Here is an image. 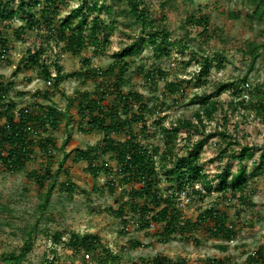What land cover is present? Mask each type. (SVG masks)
Returning <instances> with one entry per match:
<instances>
[{
	"label": "rangeland",
	"instance_id": "obj_1",
	"mask_svg": "<svg viewBox=\"0 0 264 264\" xmlns=\"http://www.w3.org/2000/svg\"><path fill=\"white\" fill-rule=\"evenodd\" d=\"M39 1L41 5L32 11L36 17H40L45 7V1ZM60 1L56 24L67 18L75 26L80 17L73 14V10L84 1L92 0ZM142 1L141 8L160 20L157 27L143 32L141 25L129 14L126 1L109 0L104 3L100 16L106 25L116 26V30L108 32L107 43L98 54L93 52L92 47H86L78 55L64 51V42L56 45L54 38L45 37L44 29L26 28V13L11 22L0 24V36L6 41L5 50L0 48V86L7 89L5 102L16 105L15 119L20 109L33 107L37 110L39 105L66 110L67 114L57 129H50L48 133L40 131L42 137L51 135L54 138L50 157L35 146L34 154L20 172H9L0 166V264H12L6 261L4 254L18 253L24 242L25 230L31 228H36L31 236L32 245L21 264H44L46 258L52 257V250L56 251L57 264L92 263V254H89L90 258L83 251L73 254L62 243L55 244L52 238L56 233L61 234L63 243L67 242L71 234L97 236L104 248L120 257L122 264L139 263L138 259L153 258L157 254L172 259L182 258L189 264H206L208 259H216L223 264H250L248 256L264 246V172L259 169L261 150L264 148V122L254 112L247 113L239 106L237 110H227L230 102L247 99L250 91L247 86L240 87L243 97L234 95V90L230 89L214 98L218 105L214 119H204L205 128L198 131L183 129L176 139L177 153L182 156L187 148L209 135L199 151L198 159L207 179L212 182L213 190L203 197L192 194L190 201L181 207L183 217L196 223L199 216L213 208L226 216V225L233 226L234 234L230 239L212 236L208 232L212 223L206 221L191 231L190 236L194 240L187 241L177 236L164 244L158 239L163 231L162 225L140 230L139 215L129 207L125 208L124 216L115 215L117 209L129 199L128 193L141 187V184H121L116 174L115 159L105 156L99 160L98 164L106 163L113 175L101 174L97 180L89 173L87 161L75 160L76 150L99 145L103 140L101 132H88L87 127H79L80 96L88 93L94 98L98 86L110 90L109 79L102 76L94 80L70 78L55 89L41 79L38 67L28 66L30 51L33 53L39 47H46V41L48 47L43 58L52 70L53 65L58 64L65 74L105 71L113 63V54L130 44L134 38L147 39L148 34L168 32L171 42L168 55L157 58L158 52L153 46H144L140 53L126 59L128 68L122 86L123 92L134 90L149 108H156L152 115L145 113L144 123L148 130L144 135L140 134V141L163 146L165 139L158 124L162 123L165 128L182 121L196 124L195 113L201 108L197 97L213 93L220 83H238L244 78L248 61L242 50L246 48L247 41L255 36L261 35L264 40V20L260 24L247 20L244 11H251L247 9L245 0ZM8 8L16 10L17 0H11ZM93 16H88L89 23ZM192 16L208 19V33L203 32V26L188 21ZM21 28L25 31L17 37L15 32L20 33ZM201 57H209L214 66L208 76L203 78L199 76L198 60ZM149 71L155 73L154 83L146 81L145 74ZM247 77L251 89L259 88L264 92V50H261V56ZM168 84H178L182 89L172 93L166 87ZM38 92L47 93L49 99L45 100L43 94L37 95ZM111 101V98H107L102 104L109 106ZM137 106L138 103L135 104V110ZM2 124L4 119L0 120ZM142 124H135V133L141 130ZM223 133L226 134V142L232 144L228 146L229 154L231 150L238 151L244 146L252 147L254 151V158L243 163L247 173L244 191L247 198L244 202L231 198L229 193L218 191L216 174L227 166L232 173L240 167L238 160L220 153L225 148ZM64 159L60 170L59 164ZM45 166L59 174L58 185L51 194L48 207L41 212L39 204L47 184L40 187L33 176L35 173L41 174ZM110 180L115 184L114 193H110L106 185ZM67 182L74 185L73 192L69 193L61 187L62 183ZM168 186L169 183H163L161 188L166 189ZM131 242H137L139 246L133 248Z\"/></svg>",
	"mask_w": 264,
	"mask_h": 264
},
{
	"label": "trees",
	"instance_id": "obj_2",
	"mask_svg": "<svg viewBox=\"0 0 264 264\" xmlns=\"http://www.w3.org/2000/svg\"><path fill=\"white\" fill-rule=\"evenodd\" d=\"M10 1L0 0V24L5 21L11 22L14 18L22 17V14L26 13L28 15L26 28L28 30L44 29L46 38H54L56 45L61 41L64 42L63 50L73 55H78L86 47H92L95 54L101 53L107 43L108 32L112 33L116 30V26L113 24L106 25L100 16L104 3L109 0L84 1L72 12L80 17L75 26H72L71 21L67 18L60 24H56L55 18L59 12L60 0H44L45 7L42 8L40 17H36L34 12H32L35 7L41 5L39 0H17L16 10H9ZM111 1H126L129 14L134 17L136 23L141 25L143 32L155 29L157 23L160 22L159 19L141 8V5H143L142 0ZM245 3L247 9L251 11H244L247 20L260 24L264 20V0H245ZM107 10L109 11L110 9L108 8ZM92 14L94 16L89 23L87 18ZM188 21L203 26V32L208 33L209 24L207 18L197 19L192 16ZM89 24L90 26L88 27ZM86 30H88L87 33L85 32ZM24 31L25 29L21 28L20 33L17 31L15 33L17 37H20ZM147 36V39L142 37L134 38L130 44L114 53L113 63L105 71L91 70L83 73L65 74L62 71V67L58 64H54L52 70L50 64L43 58L48 47V42L46 41V47H39L33 53L30 51L28 66L38 67L41 79L46 82L52 80V85L55 89L70 78L94 80L98 76H102L104 79H109L107 81H109L110 90L107 89L108 87L100 88L98 86L93 96L94 98L90 97L91 95L88 93L80 96L78 104L79 127H87L88 132H101L103 140L99 145L88 147L85 150H76L75 160L87 161L89 173L97 180L101 174L106 176L113 175L112 170L107 167L106 163L98 164L101 158L110 156L116 160V174L119 176L121 184H141L140 188L132 189L128 193L129 199L117 209L116 216H124L125 208L129 207L139 215L138 225L140 230L150 229L152 224L154 226L162 225L163 231L158 235V239L164 244L176 239L177 236H182L187 241L194 240L190 236L191 231L206 221L212 223L211 228L208 229L210 235L230 239L234 234L233 226L228 227L226 225L227 218L224 214L210 208L198 217L199 219L196 223H191L183 217L182 209L177 201L176 193L186 189H190V196L193 194L198 195V197H203L213 190L212 182L207 179L198 159L199 151L207 142L209 135L197 141L191 148H187L182 156L177 153L176 139L183 129L186 131L204 129V119L207 121L213 120L218 111L217 102L213 99L230 89L234 90V95L239 98L243 97L241 86H247L250 90L248 91L247 99L242 98L237 102H230L227 104V110H237L239 106L247 113L250 111L254 112L264 122V92L259 88L251 89L247 82L248 73L253 70L256 61L261 56V50H264V40H262L261 35L255 36L254 39L247 41L246 48L242 50L248 61L247 74L244 78L238 80V83H220L213 93L196 98L201 103V108L195 113L196 124L191 121H182L172 125L170 128H165L162 123L158 124L165 142L163 146H153L152 144L142 143L140 134L144 135L148 130L144 123L145 113L152 115L156 112V108H149L147 104L143 103L142 96L138 92L130 90L125 93L122 90L128 68L126 59L136 53H140L146 45H151L155 48L156 52H158L156 54L157 58L169 53L168 45L170 46L171 42L168 32H155L153 35L148 34ZM5 47L6 41L0 36V48L4 51ZM198 63L199 76L201 78L208 76L210 70L214 67L209 57H201ZM53 71L55 72V77H52ZM154 74L151 71L147 72L145 74L146 81L154 83ZM166 87L172 93H178L182 89L178 84H168ZM6 92L7 89L0 86V120L4 119V124L0 125V166H3L9 172L17 173L29 162L30 157L34 154L35 146H38L46 156L50 157L54 149V138L51 135L42 137L41 133H48L50 129H57L62 118H67V114L66 110L60 111L52 106L39 105L36 108L37 110L33 107L20 109L17 119H15L16 105L13 102H5ZM36 94H43L45 100L49 99L47 93L40 94L38 92ZM107 98L112 99L111 104L104 106L102 103ZM70 101L69 104L71 103ZM136 103H138V106L135 110ZM140 122L143 123L141 130L135 133L134 126ZM41 130L42 132H40ZM222 135L225 148L220 153L223 156L229 155L231 159L238 160L240 167L235 173H232L227 166L219 174H216L218 191L223 194L229 193L231 198H237L239 201L244 202L247 198L244 195L247 173L243 163L254 158V151L252 147L244 146L238 151L231 150L229 154L228 146L232 144L231 142H226L225 133ZM64 161L65 159L59 164L60 170ZM259 163V169L264 172V148L261 150ZM58 174L59 172L54 173L49 166H45L42 168L41 174L35 173L33 176L40 187H44L47 184V190L41 195V203L39 204L41 212H44L48 207L51 194L58 185ZM163 183H169L170 186L162 189ZM196 183L201 185V191L194 188ZM106 185L110 193H114V181L110 180ZM61 187L69 193L74 191V185L70 182L62 183ZM35 229L25 230L24 242L18 253L14 251L4 254L7 262L21 264L24 261L32 245L31 236ZM52 241L55 244L62 243L73 254L83 251L88 258H90L89 254H92L91 264H122L120 257L104 248L97 236L86 235L81 237L78 234H71L67 242L63 243L61 234L56 233ZM130 245L134 248L139 246V243L131 242ZM51 254L52 257L46 258L44 264L58 263L56 251L52 250ZM138 261L139 263L135 264H189L185 259L167 258L162 254H157L153 258L148 259L140 258ZM248 261L250 264H264V246L249 255ZM206 264L223 263L216 259H208Z\"/></svg>",
	"mask_w": 264,
	"mask_h": 264
},
{
	"label": "built area",
	"instance_id": "obj_3",
	"mask_svg": "<svg viewBox=\"0 0 264 264\" xmlns=\"http://www.w3.org/2000/svg\"><path fill=\"white\" fill-rule=\"evenodd\" d=\"M52 77H55V74H52ZM46 85L47 86H51L52 85V80L47 81ZM194 188L197 189V190H200V191L202 190L201 185L199 183H196L194 185ZM189 191H190V189H186V190L181 191L180 193H176L177 201H178V204H179L180 208L184 207L185 202L188 203L190 201V195L188 193ZM154 227L155 226L152 224L151 228H154Z\"/></svg>",
	"mask_w": 264,
	"mask_h": 264
}]
</instances>
